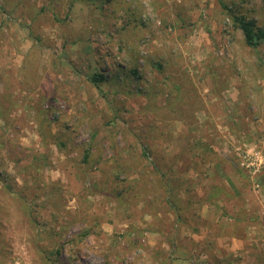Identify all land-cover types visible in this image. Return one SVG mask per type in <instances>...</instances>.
Segmentation results:
<instances>
[{"label": "rangeland", "instance_id": "rangeland-1", "mask_svg": "<svg viewBox=\"0 0 264 264\" xmlns=\"http://www.w3.org/2000/svg\"><path fill=\"white\" fill-rule=\"evenodd\" d=\"M230 12L264 27V0H0V264H208L222 161L264 262V40Z\"/></svg>", "mask_w": 264, "mask_h": 264}, {"label": "crops", "instance_id": "crops-1", "mask_svg": "<svg viewBox=\"0 0 264 264\" xmlns=\"http://www.w3.org/2000/svg\"><path fill=\"white\" fill-rule=\"evenodd\" d=\"M222 162L218 167L215 166L216 173L213 171L208 174V181L204 186V190H206L205 203L204 209L201 211V221L204 228L201 227V230L205 233L208 232L209 240L213 236L210 234L215 233L213 242L218 251L207 254L208 259L206 261L208 264L264 263L259 249L261 234L258 224L253 223L250 225L247 219L248 222L245 223V227L237 231V174H232V172L226 171L225 168H221V166H224ZM222 170L226 171L230 178V182H225L228 184L225 195L221 189L223 186L222 181H218L223 176L220 174ZM252 229H255L256 233H252L251 238L247 236V231Z\"/></svg>", "mask_w": 264, "mask_h": 264}, {"label": "trees", "instance_id": "trees-1", "mask_svg": "<svg viewBox=\"0 0 264 264\" xmlns=\"http://www.w3.org/2000/svg\"><path fill=\"white\" fill-rule=\"evenodd\" d=\"M230 17L232 18L234 26L242 31L244 41L248 46L256 47L262 40H264V27L257 26L254 19L233 13L230 14ZM132 72L136 74V69H132ZM89 79L91 83L98 86V83L104 80L105 76L102 72L95 71Z\"/></svg>", "mask_w": 264, "mask_h": 264}]
</instances>
